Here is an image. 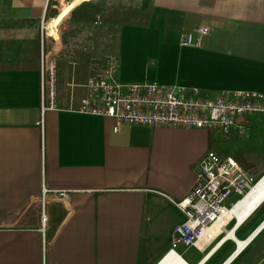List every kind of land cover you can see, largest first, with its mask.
<instances>
[{"label": "crops", "instance_id": "obj_1", "mask_svg": "<svg viewBox=\"0 0 264 264\" xmlns=\"http://www.w3.org/2000/svg\"><path fill=\"white\" fill-rule=\"evenodd\" d=\"M84 1L0 0V264H160L186 219L176 203L193 191L209 151L264 176V155L246 162L238 152H217L204 129L117 125L75 111L47 113L42 129L41 23L59 10L52 26L63 22L66 31ZM101 2L113 8L106 6L95 26L115 29L120 82L177 85L211 98L222 91L264 94V0L95 1ZM202 26L210 30L204 48L180 47L183 34ZM141 38L152 43L144 49L162 55L159 82L128 79L135 64L122 55H132L128 45ZM60 53L75 64L77 108L89 61ZM238 125L246 129H233L239 136L251 128L264 142V115ZM61 191L67 199L54 195ZM209 237L179 246L175 256L183 264H264V201L241 225L232 221Z\"/></svg>", "mask_w": 264, "mask_h": 264}, {"label": "built area", "instance_id": "obj_2", "mask_svg": "<svg viewBox=\"0 0 264 264\" xmlns=\"http://www.w3.org/2000/svg\"><path fill=\"white\" fill-rule=\"evenodd\" d=\"M58 9V8H57ZM53 19L43 18L41 32L40 121L43 129L49 112L75 111L84 115L111 118L117 125L135 124L151 128L217 130L228 135L233 129L246 131L238 122L245 117L264 115V94L256 91H222L214 98L202 96L177 85L152 83H122L119 81V58L115 54L93 55L89 59L88 78L83 88L85 96L77 108L74 99L78 85L75 64L59 57L62 41V23L53 31ZM55 33L60 38L57 44ZM210 30L207 27L185 33L179 45L182 48L205 46ZM47 40H51L48 47ZM234 158L209 151L199 164L196 185L188 197L176 203L186 219L174 228L171 249L175 254L179 246H197L206 233L230 210L248 197L259 182ZM44 197L48 194L44 190ZM55 196L67 199L61 191ZM239 199L227 202L233 196ZM47 220L43 215V222ZM235 217H231L224 227Z\"/></svg>", "mask_w": 264, "mask_h": 264}, {"label": "rangeland", "instance_id": "obj_3", "mask_svg": "<svg viewBox=\"0 0 264 264\" xmlns=\"http://www.w3.org/2000/svg\"><path fill=\"white\" fill-rule=\"evenodd\" d=\"M96 0H89L84 1V3L92 2L95 3ZM80 4V5H82ZM104 10H107L108 7L111 9L113 8L111 4H102L99 3ZM79 5V6H80ZM108 6V7H106ZM108 18V17H107ZM113 21V20H112ZM111 22V20H110ZM100 26L90 25L88 26L87 31H83L81 33V36L79 38L83 39L87 38L88 32L91 34L92 39L90 40L93 44V46L97 47L99 46V51H96L93 55H103V54H119V44L117 38H115L114 30H111L109 28H106V23H99ZM63 28V27H62ZM69 28L66 29L68 31ZM65 31L63 30L62 33ZM84 45H87L86 42H83ZM60 45V41L57 43ZM128 46H134L132 53L131 51H128V53H131L132 55H122L120 51V55H122V58L125 60L134 63L135 65L131 66L132 73L128 75L129 80H136V81H145V80H151V78H154L155 81L159 82L156 78V74L158 72V69H160L159 63L161 61L162 55H158L157 53H150L151 51H147L144 49V47L147 48V46L152 47L151 42H146L144 39H137L134 41V43H131ZM116 52V53H115ZM137 58V59H136ZM154 61L156 63V66L149 67L147 66L148 62ZM136 69V70H135ZM208 133H211L212 139H214L215 145L213 147V150L220 152L225 155H234L238 152L240 154V158L242 160H245L246 162L253 160V159H261V156L264 155V142L259 138L258 135L262 133L261 131H254L250 128L249 131H247L246 135L241 137L238 135L237 131L232 130L228 135L217 131V130H207ZM239 199V196H233L230 201L227 202V206L230 207L231 203Z\"/></svg>", "mask_w": 264, "mask_h": 264}, {"label": "trees", "instance_id": "obj_4", "mask_svg": "<svg viewBox=\"0 0 264 264\" xmlns=\"http://www.w3.org/2000/svg\"><path fill=\"white\" fill-rule=\"evenodd\" d=\"M103 7L100 4L88 2L78 6L67 21L69 29L62 33L61 57L69 59L79 64H85L89 61L92 54L99 51V46H93L91 34L88 32L87 38L81 39V33L87 31L88 26L99 22ZM86 42L87 45H84Z\"/></svg>", "mask_w": 264, "mask_h": 264}, {"label": "bare ground", "instance_id": "obj_5", "mask_svg": "<svg viewBox=\"0 0 264 264\" xmlns=\"http://www.w3.org/2000/svg\"><path fill=\"white\" fill-rule=\"evenodd\" d=\"M55 32V27H52ZM55 35H57L55 33ZM264 201V179L257 184V186L252 190V192L241 201L237 206L233 208L232 211H228L225 216H223L220 221L210 229L201 241L209 238L221 232L231 217H235L236 225H241ZM230 238H234L233 232L229 233ZM207 239V240H209ZM240 250L246 245V243H240ZM160 264H183L177 256L174 254H169Z\"/></svg>", "mask_w": 264, "mask_h": 264}]
</instances>
